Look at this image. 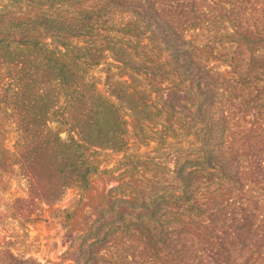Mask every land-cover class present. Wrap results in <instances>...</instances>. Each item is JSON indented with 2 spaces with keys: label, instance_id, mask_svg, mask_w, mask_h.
Here are the masks:
<instances>
[{
  "label": "trees",
  "instance_id": "16d2710c",
  "mask_svg": "<svg viewBox=\"0 0 264 264\" xmlns=\"http://www.w3.org/2000/svg\"><path fill=\"white\" fill-rule=\"evenodd\" d=\"M23 1L34 6L46 2L15 3ZM103 4L86 11L76 24L45 16L31 21L45 31L86 36L113 6L137 17L165 46L172 60L146 61L145 73L166 86L160 89L162 107L154 109V116L170 120L174 115H187L183 122L188 120L189 130L178 129L181 144L172 180L161 178L165 185L172 182L174 188L147 195L140 205L127 200L111 205L110 214L99 215L94 222L96 228L92 230L91 226L89 235L78 240L73 264H264L262 9L250 0H103ZM250 5L259 10L253 25L247 13ZM213 9L229 24L228 46L219 52L230 61L234 79L229 81L212 72L198 46L188 38V33L199 30L203 22L212 21ZM236 9L239 11L235 14ZM122 30L133 31L130 26ZM56 42L57 46H51L25 36L17 41L0 38V58L8 59L0 61V71L10 67L3 78H10L12 72L14 75L7 89V97L12 99L9 104L15 110L19 99L27 102L25 112L32 118L18 126L20 145L14 156L0 141V183L3 170L17 164L27 179L34 180V154L36 160H45L47 177L52 183L56 181L55 194L49 196L57 198L70 184L82 182L86 186L85 177L95 171V166L85 165L84 155L93 158L98 144L106 150L125 149L122 137L126 125L115 104L98 95L92 85L81 83L84 80L79 76V66L83 62L77 61L78 56L67 58L60 49L63 42ZM95 58L88 56L93 61ZM119 84L114 98L129 108L138 105L127 84ZM85 88L88 92L84 93ZM61 94L66 104L58 110ZM176 97L177 104L172 105ZM34 98L44 100V106L32 115ZM150 107L146 104L140 110L144 121L152 112L148 111ZM51 111L66 127V139L45 128L47 140L41 148L36 141L43 130L34 120L49 117ZM104 117L106 122L99 126ZM165 124L163 136L172 133L169 122ZM173 136L177 137L175 131ZM27 201L15 199L8 209L14 212L17 204L27 209ZM30 214L28 210L24 216ZM0 264L39 263L16 257L0 246Z\"/></svg>",
  "mask_w": 264,
  "mask_h": 264
},
{
  "label": "rangeland",
  "instance_id": "374dc122",
  "mask_svg": "<svg viewBox=\"0 0 264 264\" xmlns=\"http://www.w3.org/2000/svg\"><path fill=\"white\" fill-rule=\"evenodd\" d=\"M15 1L22 0H0V38L7 37L17 41L25 36L51 46H57L56 41H62L64 47L60 49L65 56H78L77 61L83 62L79 66V76L84 80L81 83L92 85L98 95L115 104L126 125L122 137L126 144L125 149L106 150L98 144L99 147L94 148L93 158L84 155L85 165L95 166V171L85 177L86 186L82 182L70 184L57 198L49 196L55 194L56 181L52 183L47 177L44 159L36 160L32 154L34 180L27 179L18 164L3 170L0 183L2 249L10 251L16 257L30 259L39 264H73L78 240L89 235L87 230L94 225L99 215L110 214L111 207L119 204L120 200L140 205L147 195L166 187L174 188L172 182L165 185L161 178L167 176L169 181L172 180L170 176L181 144L178 129L182 127L188 131L189 122L187 119L183 122L187 115H174L170 120L154 116V109L162 107L160 89L166 86L145 73L146 61L163 63L172 60L165 46L150 35L144 23L137 17L121 13L113 6L109 15L100 19L97 26L93 25L89 29L90 34L88 32L86 36L77 34L78 32L53 33L36 28L31 20L45 16L58 22L76 24L86 11L103 6V0H46L37 6L25 1ZM250 1L260 6L264 13V0ZM238 11L236 9L234 13ZM212 12L215 13L212 21L205 25L203 22L199 30L188 33V38L198 46L212 72L222 80L229 81L234 79L230 61L219 56L220 49L227 47L229 43V24L224 23L223 18L217 17L218 10L213 9ZM247 13L251 17V24L259 17V10L254 5H250ZM123 26H130L133 31L126 33L122 30ZM148 55H152L151 58ZM88 56L96 58L93 61ZM0 61L8 59L1 57ZM118 61H124L127 67ZM9 69L11 68L7 67L0 71V141L14 156L20 145L18 126L32 118L26 115L27 102L21 99L16 102L15 110L11 109L9 103L12 99L7 97V89L9 79L14 77L13 72L9 75L10 78H3ZM120 82H125L129 87L128 92L138 99V105L131 107L133 113L129 106L114 98L120 89ZM83 92H88V89H83ZM59 97L58 110L66 104L64 96L61 94ZM177 100L172 105H176ZM26 101L29 102L28 99ZM43 103L44 100L34 98L30 114L41 111ZM142 104V107L146 104L151 106L148 111L152 112L147 121L143 120ZM52 111L49 117H35L34 120L40 123L43 130L41 138L36 141L41 148L45 147L47 140L44 136L46 129L60 133L65 138L66 127L61 125L59 118L55 117V111L54 114ZM106 120L104 117L99 126L103 127ZM166 121L169 122L172 133L163 136L161 130ZM174 131L177 137L173 136ZM15 199L28 200L29 208L25 209L23 204H17L14 212L9 210L10 203ZM28 210L31 214L25 217ZM94 226L92 230L96 228Z\"/></svg>",
  "mask_w": 264,
  "mask_h": 264
}]
</instances>
